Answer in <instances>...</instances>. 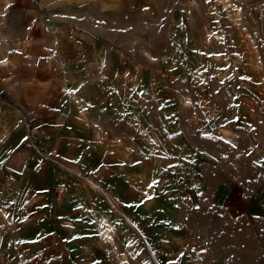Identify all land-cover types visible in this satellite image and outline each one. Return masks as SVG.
Returning <instances> with one entry per match:
<instances>
[{"label": "rangeland", "instance_id": "obj_1", "mask_svg": "<svg viewBox=\"0 0 264 264\" xmlns=\"http://www.w3.org/2000/svg\"><path fill=\"white\" fill-rule=\"evenodd\" d=\"M0 20L6 21L10 43L6 47L7 57L10 55L0 60V68L11 77L6 85L3 81L7 78L0 79V104L16 108L25 135L17 147L0 157L11 173L8 177L20 180L29 157L35 154L32 166L36 170H50L52 165L81 169L78 173L91 189L109 192L101 183L103 161L80 168L44 151L41 137L45 127L31 117L44 109L57 114L60 108L69 120V115L86 117L80 127H89L93 137L100 132L108 150L118 140L111 127L125 131L127 145L137 150H154L165 137L168 143L173 141L170 143L176 151L156 150L152 157L148 155L153 181H157L152 190L169 192L173 198L169 207L182 212L180 218L189 231L203 236L206 244L212 240V250L229 258L233 249L226 245L232 241V233L227 241L210 238L211 207L201 193L227 180L236 197L264 199V0H10L9 4L0 0ZM83 39L99 49L105 68L101 74L88 57L86 65L80 66L84 83L106 78V88L115 85L118 93L113 98L97 93L90 104L94 108H86L84 114L71 98L73 88L67 87L58 90L55 106L37 111L39 105L33 102L29 81L32 69L39 63L58 73L62 58H66L65 48L67 60L78 62L76 48ZM133 98L145 101L138 106L147 108L150 121L135 108L130 109ZM20 99L24 102H16ZM105 106L115 124L104 119ZM162 167L167 171L163 181ZM140 170L144 176L147 168ZM198 178L201 189L195 188L198 192L194 194L189 184ZM63 191V185L57 183L52 201L53 197L60 199ZM243 200L239 207L251 202ZM14 205L8 203V209ZM193 208L202 209V214ZM57 220L61 225L65 219ZM4 222L0 227L7 226L10 244L12 233L18 242L25 238L20 217L8 215ZM106 227L111 229L109 225L101 229L102 240L107 237L102 232ZM237 243L238 238L233 241ZM109 256L120 261L113 250ZM21 258L26 264L45 261L42 253ZM121 258L128 261V256ZM17 260L12 256L11 264H18ZM153 260L158 264L155 257Z\"/></svg>", "mask_w": 264, "mask_h": 264}, {"label": "crops", "instance_id": "obj_2", "mask_svg": "<svg viewBox=\"0 0 264 264\" xmlns=\"http://www.w3.org/2000/svg\"><path fill=\"white\" fill-rule=\"evenodd\" d=\"M5 1L10 3V0ZM6 25V21L0 20L2 61L10 55H6V47L10 45ZM72 50L73 48L69 49V52L72 53ZM98 51L99 49L91 47L88 39H83V43L76 48L79 61H68L69 53L65 48L66 58H62L64 63L58 73L36 64L29 81L32 82L30 87L34 89L33 102L39 105L37 111L55 106L58 90L62 92L67 87L73 88L71 98L83 111L86 108H94L93 105L90 107V104L94 103L97 93L115 97L118 88L114 85L107 89L104 83L106 78L104 81L98 79L93 83H84V72L83 69L80 72V66L86 65L88 57L98 66L101 74L105 72L104 65L100 63L101 53ZM2 72L0 68V79L7 78L3 85L9 84V71L5 74ZM107 73L106 75L111 77L110 72ZM45 88H49L48 91L45 92ZM142 102L145 103L133 98L130 109L135 108L141 113V117L150 121L147 108L143 106L142 110V107L138 106ZM104 108V119L115 124V118L109 114L107 106ZM83 113L87 114L86 111ZM31 117L35 124L40 123L46 128L41 137L45 152L56 153L75 162L80 168H91L95 163L98 165L103 161L101 183L108 187L109 192L91 189L79 175L78 170L81 173V169L72 171L70 168H55L52 165L50 170H36L32 166L36 159L35 154L29 157V162L19 175L20 180L9 178L11 173L5 170L8 167L0 160V222L5 224L8 215L20 217L19 226L25 232V238L19 242L12 233L13 244H10L5 229L7 226L0 227V264H11V257L14 255L18 258V264H26L21 257L27 259L36 253H42L45 260L43 264H155L154 257L158 264H171L173 261L175 264H264V199L246 196L244 200L251 202L245 204L247 207H239L238 203L243 199L230 191V183L227 180H222L215 184L219 185L201 193L202 198L207 199L211 207L208 212L211 223L210 238L214 236L215 240L227 241L228 234L232 233V241L228 240L230 244L226 246H230L233 253L228 258L212 250V240L206 244L203 236L189 231L187 224L180 218L182 212L169 207V202L173 199L169 192L153 191L149 187L153 181L151 152H175L172 140L169 145L164 137L154 150L153 147L147 151L137 150L127 145L125 131L120 133L111 127L110 131L114 132L113 135L118 137V140H115L113 147L108 150L100 132L93 137L89 127H80L86 117L78 115L75 118L69 115V120L66 112L60 108L57 114L44 109V112L32 114ZM119 120L125 119L119 117ZM21 126V116L16 108L0 104V157L22 142L25 135ZM166 155L163 154L164 157ZM142 167L147 168L144 176L140 170ZM162 171L163 176H160L163 181L167 171H164L163 167ZM57 183L63 185V195L58 200L53 197L52 201L53 187ZM189 188L197 194L198 191L195 192L194 189H201V180L198 178L190 182ZM262 191L264 192V188ZM13 202L15 205L10 211L8 203ZM258 205L262 206L258 207L262 213H256L258 210L255 206ZM193 211L202 214V209L193 208ZM71 216L74 219H69ZM214 216L219 217V220H215ZM58 217L65 219L61 225L58 224ZM107 225L111 229L106 227L102 232L110 229L114 241L108 237H103L104 240L100 238L101 229ZM212 229L215 230L214 233ZM237 238L239 243L234 245L233 241ZM110 250H113V254H116L120 261L110 258ZM127 256V262L122 260L121 257Z\"/></svg>", "mask_w": 264, "mask_h": 264}, {"label": "bare ground", "instance_id": "obj_3", "mask_svg": "<svg viewBox=\"0 0 264 264\" xmlns=\"http://www.w3.org/2000/svg\"><path fill=\"white\" fill-rule=\"evenodd\" d=\"M240 8V7H239ZM240 12V11H239ZM260 39V38H259ZM261 39H262V37H261ZM257 47H258V45H257ZM150 57H152L151 55H149ZM261 65V64H260ZM81 118V117H80ZM83 118V117H82ZM104 233L107 235V237L108 238H110L111 240L113 239V235H112V233H111V231H110V229H106L105 231H104Z\"/></svg>", "mask_w": 264, "mask_h": 264}, {"label": "snow or ice", "instance_id": "obj_4", "mask_svg": "<svg viewBox=\"0 0 264 264\" xmlns=\"http://www.w3.org/2000/svg\"><path fill=\"white\" fill-rule=\"evenodd\" d=\"M157 183V181H153L152 182V185H149V187H152L154 184H156ZM152 197H148V199H151ZM171 264H175V261H173V262H171Z\"/></svg>", "mask_w": 264, "mask_h": 264}, {"label": "built area", "instance_id": "obj_5", "mask_svg": "<svg viewBox=\"0 0 264 264\" xmlns=\"http://www.w3.org/2000/svg\"><path fill=\"white\" fill-rule=\"evenodd\" d=\"M58 195L60 194V190L57 191Z\"/></svg>", "mask_w": 264, "mask_h": 264}]
</instances>
